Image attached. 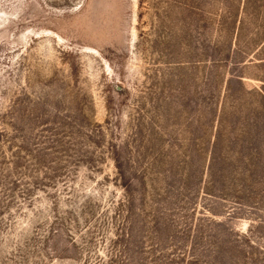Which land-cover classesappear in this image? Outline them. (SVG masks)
Segmentation results:
<instances>
[{
    "label": "rangeland",
    "instance_id": "1",
    "mask_svg": "<svg viewBox=\"0 0 264 264\" xmlns=\"http://www.w3.org/2000/svg\"><path fill=\"white\" fill-rule=\"evenodd\" d=\"M0 264H264V0H0Z\"/></svg>",
    "mask_w": 264,
    "mask_h": 264
}]
</instances>
